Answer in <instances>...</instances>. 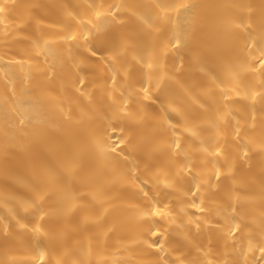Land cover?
I'll list each match as a JSON object with an SVG mask.
<instances>
[{"label": "bare ground", "instance_id": "bare-ground-1", "mask_svg": "<svg viewBox=\"0 0 264 264\" xmlns=\"http://www.w3.org/2000/svg\"><path fill=\"white\" fill-rule=\"evenodd\" d=\"M0 264H264V0H0Z\"/></svg>", "mask_w": 264, "mask_h": 264}]
</instances>
